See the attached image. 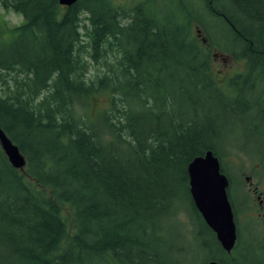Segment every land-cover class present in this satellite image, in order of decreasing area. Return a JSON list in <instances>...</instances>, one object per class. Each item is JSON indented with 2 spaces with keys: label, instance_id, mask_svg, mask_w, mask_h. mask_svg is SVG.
Listing matches in <instances>:
<instances>
[{
  "label": "trees",
  "instance_id": "1",
  "mask_svg": "<svg viewBox=\"0 0 264 264\" xmlns=\"http://www.w3.org/2000/svg\"><path fill=\"white\" fill-rule=\"evenodd\" d=\"M228 2L0 0L24 17L0 12V126L27 160L0 145V264H192L190 238L201 264H264L257 204L227 169L235 153L264 168L232 135L264 138V0ZM212 51L246 68L221 82ZM210 149L230 181L231 252L190 192L188 166ZM240 214L260 230L249 245Z\"/></svg>",
  "mask_w": 264,
  "mask_h": 264
},
{
  "label": "rangeland",
  "instance_id": "2",
  "mask_svg": "<svg viewBox=\"0 0 264 264\" xmlns=\"http://www.w3.org/2000/svg\"><path fill=\"white\" fill-rule=\"evenodd\" d=\"M130 1L136 2L140 0H114L116 4L118 5L121 4L124 6H128L127 4ZM234 1L235 0H229V2L226 4L232 9L233 8L232 4L234 3ZM0 12L2 18L10 26L21 24L24 21V17L22 14L17 13L11 9L6 10L2 6H0ZM213 27L216 30V33L218 34L219 27H222V25L216 21L213 23ZM212 54H215L213 65L215 66V70L219 75L217 78L221 82L227 79V77L232 73L241 72L246 68L245 63L243 61L232 59L230 55H224V53H220L217 51H212ZM106 102H107V97L105 95H100L96 97L95 104L93 105V109L97 111L98 109L102 108V106L103 107L106 106ZM232 135H235L234 139L240 140L239 144L244 145L246 150L250 153V155L257 158V161H259L260 158L264 159V138L259 137L254 130L252 129L250 130L249 128L247 129L243 125L241 126L238 125V127H233ZM236 154L237 153H235L236 159L232 161L231 158V161H229L227 164V169L229 170L231 175L239 178L238 176V171H239L240 176L242 177L243 180V186H244L243 188H245L246 191L248 192H251L252 190L250 187L255 185H258L259 189L261 191H264V168L262 170H259L258 163H254L255 161H252L244 154L241 155L238 154L236 155ZM234 161L242 165L241 171L239 170L236 162L234 163ZM230 192L236 201L237 207L240 210L243 209V202L245 198L242 189L240 187L239 181L237 180L235 181V184L234 186H232ZM251 195H252L251 199L253 198L254 200L253 204L255 205V202L257 204V206L255 205V208H257V210H254L252 214L258 217L260 219V222L264 224V209L258 206L257 197L254 196L253 193ZM239 219H240V231H241L242 240L245 241L244 245H249L254 241L255 238L259 237L260 230L256 229L254 226V222L250 219H246L244 214H240ZM262 228H264V226ZM175 233L177 235L180 234L179 230H176ZM190 239H191V243L185 240H181V243H183L184 245L185 244L192 245L191 252L189 253L188 258L192 260L191 261L192 264H201L203 260L206 258L205 257L206 253L202 252L203 247L199 239H197L195 242L192 240V238Z\"/></svg>",
  "mask_w": 264,
  "mask_h": 264
},
{
  "label": "water",
  "instance_id": "3",
  "mask_svg": "<svg viewBox=\"0 0 264 264\" xmlns=\"http://www.w3.org/2000/svg\"><path fill=\"white\" fill-rule=\"evenodd\" d=\"M78 0H59L64 6H71ZM0 145L11 164L23 170L27 164L19 146L0 126ZM192 199L206 223L214 230L222 247L231 252L237 242L235 214L229 198L230 181L222 172L219 157L213 150L195 157L188 166ZM206 264H223L212 260Z\"/></svg>",
  "mask_w": 264,
  "mask_h": 264
},
{
  "label": "flooded vegetation",
  "instance_id": "4",
  "mask_svg": "<svg viewBox=\"0 0 264 264\" xmlns=\"http://www.w3.org/2000/svg\"><path fill=\"white\" fill-rule=\"evenodd\" d=\"M250 188L253 195L257 197L258 206L264 209V191H261L258 185L251 186Z\"/></svg>",
  "mask_w": 264,
  "mask_h": 264
}]
</instances>
